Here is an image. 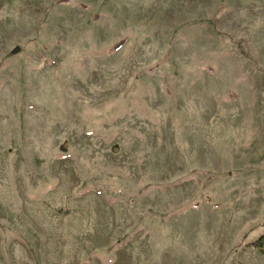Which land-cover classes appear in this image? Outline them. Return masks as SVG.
<instances>
[{
	"label": "rangeland",
	"instance_id": "obj_1",
	"mask_svg": "<svg viewBox=\"0 0 264 264\" xmlns=\"http://www.w3.org/2000/svg\"><path fill=\"white\" fill-rule=\"evenodd\" d=\"M261 249L264 0H0V264Z\"/></svg>",
	"mask_w": 264,
	"mask_h": 264
},
{
	"label": "trees",
	"instance_id": "obj_2",
	"mask_svg": "<svg viewBox=\"0 0 264 264\" xmlns=\"http://www.w3.org/2000/svg\"><path fill=\"white\" fill-rule=\"evenodd\" d=\"M262 253H264V249H261Z\"/></svg>",
	"mask_w": 264,
	"mask_h": 264
},
{
	"label": "water",
	"instance_id": "obj_3",
	"mask_svg": "<svg viewBox=\"0 0 264 264\" xmlns=\"http://www.w3.org/2000/svg\"><path fill=\"white\" fill-rule=\"evenodd\" d=\"M16 52H18V50Z\"/></svg>",
	"mask_w": 264,
	"mask_h": 264
}]
</instances>
